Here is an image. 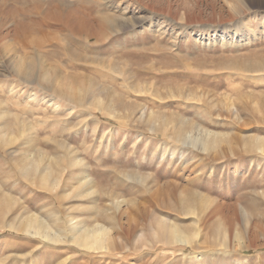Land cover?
<instances>
[{
  "label": "rangeland",
  "instance_id": "rangeland-1",
  "mask_svg": "<svg viewBox=\"0 0 264 264\" xmlns=\"http://www.w3.org/2000/svg\"><path fill=\"white\" fill-rule=\"evenodd\" d=\"M261 148L264 0H0V264H264Z\"/></svg>",
  "mask_w": 264,
  "mask_h": 264
},
{
  "label": "bare ground",
  "instance_id": "bare-ground-1",
  "mask_svg": "<svg viewBox=\"0 0 264 264\" xmlns=\"http://www.w3.org/2000/svg\"><path fill=\"white\" fill-rule=\"evenodd\" d=\"M89 8V7H88ZM79 12V11H78ZM82 13V10L80 11ZM76 13V12H74ZM73 14V12H72ZM87 14V12H86ZM68 15V14H67ZM78 15V14H77ZM81 15V14H80ZM85 15V14H84ZM83 15V16H84ZM72 16V15H71ZM87 16V15H86ZM77 17V16H75ZM66 18V17H65ZM79 18V17H77ZM112 18V17H111ZM110 18V19H111ZM62 19V18H61ZM87 19V18H86ZM92 19V18H91ZM110 19H102V26L103 25H106V26H111V23L113 21H111ZM115 19V18H114ZM60 20V19H59ZM75 20V19H74ZM79 20V19H78ZM89 20V19H88ZM85 21V20H84ZM92 21V20H91ZM116 21V20H115ZM58 22V21H57ZM66 22V20H65ZM81 22V21H80ZM85 22H89V21H85ZM62 23V22H61ZM64 23V22H63ZM67 23V22H66ZM74 23V21L72 22ZM93 23H95L93 21ZM81 24V23H80ZM86 24V23H85ZM113 24V23H112ZM122 24V23H121ZM72 25V24H71ZM88 25H90L88 23ZM87 25V26H88ZM66 26V25H64ZM117 26V25H116ZM72 27V26H71ZM80 27V26H79ZM92 27V30L94 29L93 27L94 26H91ZM37 28V27H36ZM110 28V27H109ZM115 28V27H114ZM65 29V28H64ZM66 30V29H65ZM97 30V29H95ZM76 31V30H75ZM74 31V32H75ZM79 31V30H77ZM76 31V32H77ZM88 32V31H86ZM99 32V31H98ZM78 33V32H77ZM96 33V32H95ZM100 33V32H99ZM97 34V33H96ZM74 35V34H73ZM102 35V34H101ZM91 37L92 35L89 34L87 40L88 41H91ZM94 37V36H93ZM96 38V36H95ZM87 41V42H88ZM96 41V40H95ZM96 44V43H95ZM31 71H33V66L30 67ZM189 143L187 144H197L196 142H194L192 140L191 137H189ZM186 142V141H185ZM186 144V143H185ZM202 145V144H201ZM262 145V144H261ZM202 147H204L202 145ZM264 149V148H263ZM261 148V151L263 150ZM81 187L84 188L91 183V181L89 180V176L87 175H84L81 180ZM89 187V186H88ZM30 219H28L29 221ZM73 222V221H72ZM165 223V222H163ZM26 227H25V230L27 233H30V234H33V235H37V236H40L41 238L45 239V240H48V241H55V242H58L60 241V237L62 233L60 234H56V233H52L50 231V229L48 227H45L44 226V223L42 222H37V221H34V222H29L27 224H25ZM164 227V226H163ZM168 227V226H167ZM99 228V227H98ZM81 229V228H80ZM85 229V228H84ZM171 229V228H170ZM18 230V229H17ZM24 230V229H23ZM82 230V229H81ZM86 230V229H85ZM90 230V229H89ZM165 230V229H164ZM169 230V229H168ZM60 231V230H59ZM91 231V230H90ZM90 231H86V232H81L80 230H76V225L72 226V235H70V239L71 241H73V244L77 245L78 247L80 248H83V249H87L89 251H97V250H108L109 249V245H108V242H107V233L104 229H98L96 231H93V232H90ZM170 231V230H169ZM168 231V232H169ZM225 231V230H224ZM25 232V231H24ZM163 233V232H162ZM167 234V232H165ZM71 234V233H69ZM159 232L156 231V233H154L153 237L155 239L159 238ZM64 236V235H63ZM67 236V235H66ZM165 237V236H164ZM68 238V237H66ZM167 241H169L170 243H180V244H189L190 242H192V236L184 233L183 231L177 229L176 228H172L171 231L169 232V234L165 237ZM224 238H227V235L225 234V237ZM69 239V240H70ZM158 242V241H157ZM160 242V241H159ZM190 245V244H189Z\"/></svg>",
  "mask_w": 264,
  "mask_h": 264
}]
</instances>
